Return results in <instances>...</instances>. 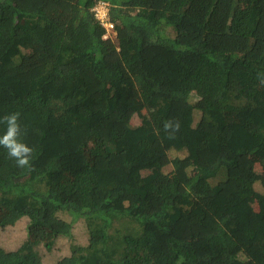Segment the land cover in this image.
<instances>
[{"label": "trees", "instance_id": "obj_1", "mask_svg": "<svg viewBox=\"0 0 264 264\" xmlns=\"http://www.w3.org/2000/svg\"><path fill=\"white\" fill-rule=\"evenodd\" d=\"M13 112L33 153L0 147V230L26 237L0 264H264V0H0Z\"/></svg>", "mask_w": 264, "mask_h": 264}, {"label": "clouds", "instance_id": "obj_2", "mask_svg": "<svg viewBox=\"0 0 264 264\" xmlns=\"http://www.w3.org/2000/svg\"><path fill=\"white\" fill-rule=\"evenodd\" d=\"M103 38L105 37L103 36ZM0 123H3L6 127L4 133L0 135V147L7 150L9 158L14 159L19 168L31 169L33 148L22 142L21 137L24 133L20 124V113L13 112L6 114L5 116L0 117ZM179 129L180 124L178 121L169 120L164 125V130L169 138H174L175 133H177Z\"/></svg>", "mask_w": 264, "mask_h": 264}, {"label": "rangeland", "instance_id": "obj_3", "mask_svg": "<svg viewBox=\"0 0 264 264\" xmlns=\"http://www.w3.org/2000/svg\"><path fill=\"white\" fill-rule=\"evenodd\" d=\"M113 34L110 33L108 35V38L113 40L114 42L116 41L114 37L112 36ZM145 112H142V115H144ZM141 117V115H139ZM137 115H134L131 123L133 125L139 124L141 119ZM4 210H0V218L3 216ZM13 232L9 236L8 233L5 230H0V244L7 248H14L20 244V242L26 237V228H25V223L21 222L17 226L13 228ZM79 232H81L79 230ZM31 235L35 236L38 235L35 231H31ZM48 235L44 234L43 236H40V240H45L48 239ZM68 240H58L54 247L51 250H46L44 247L40 246L39 249L41 251L42 258L45 262H52L59 256L65 254L68 251Z\"/></svg>", "mask_w": 264, "mask_h": 264}, {"label": "built area", "instance_id": "obj_4", "mask_svg": "<svg viewBox=\"0 0 264 264\" xmlns=\"http://www.w3.org/2000/svg\"><path fill=\"white\" fill-rule=\"evenodd\" d=\"M92 12L95 19L102 25L105 30V38H108V35L112 33L114 36V26L108 18V4L104 1H97L92 7Z\"/></svg>", "mask_w": 264, "mask_h": 264}]
</instances>
